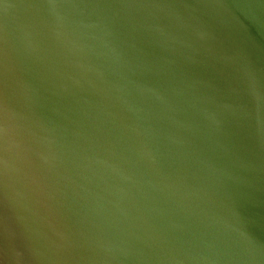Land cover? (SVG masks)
<instances>
[{"label":"water","instance_id":"95a60500","mask_svg":"<svg viewBox=\"0 0 264 264\" xmlns=\"http://www.w3.org/2000/svg\"><path fill=\"white\" fill-rule=\"evenodd\" d=\"M0 264H264V0H0Z\"/></svg>","mask_w":264,"mask_h":264}]
</instances>
